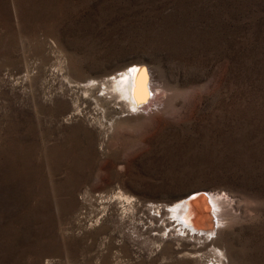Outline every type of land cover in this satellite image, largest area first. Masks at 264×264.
Segmentation results:
<instances>
[{
	"label": "rangeland",
	"instance_id": "1",
	"mask_svg": "<svg viewBox=\"0 0 264 264\" xmlns=\"http://www.w3.org/2000/svg\"><path fill=\"white\" fill-rule=\"evenodd\" d=\"M140 64L138 112L85 87ZM199 189L233 211L184 235ZM220 253L264 264V0H0V264Z\"/></svg>",
	"mask_w": 264,
	"mask_h": 264
},
{
	"label": "bare ground",
	"instance_id": "2",
	"mask_svg": "<svg viewBox=\"0 0 264 264\" xmlns=\"http://www.w3.org/2000/svg\"><path fill=\"white\" fill-rule=\"evenodd\" d=\"M154 78L156 77L153 69L140 64L134 65L128 70L121 71L119 74L110 75L100 82H96L97 80L95 82L92 81V83L87 84L85 87L89 90L98 87L101 88L100 90L102 92L98 90L99 98L121 101L130 113H135L141 107H144L145 101H147L151 91H153L152 82ZM154 89H157V87ZM204 192L203 189H199L191 197L178 200L176 204L170 207L168 206L169 208L166 209L171 214V221L176 222L178 231L183 232L184 235L186 233L187 235L194 234L193 232L199 228L201 230L205 229L208 235H212L218 227L224 225L232 214L234 204L232 200L227 199L228 197L224 192ZM126 198L127 200L129 199V197ZM159 208H156V212H159ZM224 254L220 253L219 261L221 264H227Z\"/></svg>",
	"mask_w": 264,
	"mask_h": 264
}]
</instances>
